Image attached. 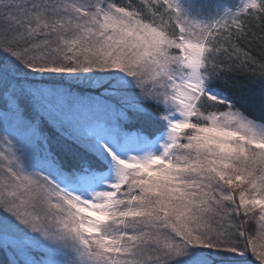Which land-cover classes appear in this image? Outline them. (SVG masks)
I'll list each match as a JSON object with an SVG mask.
<instances>
[{
    "label": "snow or ice",
    "instance_id": "1",
    "mask_svg": "<svg viewBox=\"0 0 264 264\" xmlns=\"http://www.w3.org/2000/svg\"><path fill=\"white\" fill-rule=\"evenodd\" d=\"M0 264H264V0H0Z\"/></svg>",
    "mask_w": 264,
    "mask_h": 264
},
{
    "label": "trees",
    "instance_id": "2",
    "mask_svg": "<svg viewBox=\"0 0 264 264\" xmlns=\"http://www.w3.org/2000/svg\"><path fill=\"white\" fill-rule=\"evenodd\" d=\"M117 2H119V0H117Z\"/></svg>",
    "mask_w": 264,
    "mask_h": 264
}]
</instances>
